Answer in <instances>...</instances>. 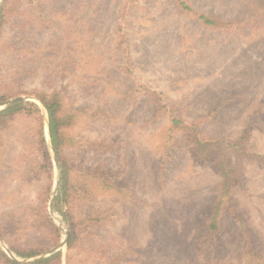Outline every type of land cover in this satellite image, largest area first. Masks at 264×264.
<instances>
[{"label":"rangeland","instance_id":"rangeland-1","mask_svg":"<svg viewBox=\"0 0 264 264\" xmlns=\"http://www.w3.org/2000/svg\"><path fill=\"white\" fill-rule=\"evenodd\" d=\"M189 2L231 25L207 26L176 0L13 6L0 31V92L12 93L8 101L61 91L79 113L64 154L90 189L54 209L59 159L41 105L25 100L41 110L52 167L35 164L31 117L0 126V248L10 257L5 248L19 255L6 240L45 253L67 237L53 264H245L250 241L262 261L248 264H264V0ZM175 114L210 145L183 128L171 133ZM220 194L221 227L207 236ZM46 213L57 234L37 229Z\"/></svg>","mask_w":264,"mask_h":264},{"label":"trees","instance_id":"trees-1","mask_svg":"<svg viewBox=\"0 0 264 264\" xmlns=\"http://www.w3.org/2000/svg\"><path fill=\"white\" fill-rule=\"evenodd\" d=\"M17 1L20 0H4L3 4L0 7V31L4 28V25L8 22L10 15L14 10L13 6L16 4ZM178 5L181 9L186 13L194 14L198 20H200L203 24L211 27H226L231 25V22H228L221 17L211 15L202 11L197 10L194 8L189 0H176ZM35 96H37L46 106L49 115V122H50V131L51 137L53 140V144L59 159V167L61 170V180L58 186V192L54 199V209L58 210L60 213H63V207L65 205H71V203L83 201L86 199L85 197L89 193V186L86 184L85 180H80L79 176L75 175L76 170L73 168L71 162L69 161L68 157L64 154V148L66 146V142H74V136L70 135L67 132L68 128L73 127L78 118V112L75 109H70L66 107L64 103V98L59 90H53L52 92H44L35 90L31 92ZM12 96V93L3 90L0 92V102L9 99ZM26 115L27 117H31L34 120L35 125L37 124V128H35V132H37V151L40 157V161L36 162L35 164L41 166L42 169L48 170L50 173V169L52 167V161L50 157L49 148L46 142L45 134H44V125H43V116L41 113L40 108L38 105L33 101H22L15 103L5 109L0 110V126L9 125L14 118ZM172 128L170 131L176 130L177 128H183L187 130V133L191 135L192 140L197 142L198 144L202 145H210L209 143L203 142L199 140L198 136V126L194 124L193 126L189 127L184 123L180 116L177 114L172 116L171 119ZM170 133V134H171ZM186 133V134H187ZM91 174H95L98 176L100 173L90 172ZM227 173V172H226ZM102 180L103 186L109 185V178L104 177L103 175L100 176ZM110 180V179H109ZM112 183V182H111ZM231 188V179L229 174L226 176V179L223 181L222 184V192L221 193H228ZM222 196L223 194L219 195L215 206L212 208L210 213V217L207 221V229L206 232L208 235H212L215 230L220 229L221 227V212H222ZM243 231L245 232V228L243 222H240ZM36 224L39 226L37 229L41 227H47V229L51 230L55 234L59 232V227L54 223L53 219L48 215V213L41 215L39 222L37 221ZM211 233V234H210ZM0 236L2 238L3 234L0 232ZM10 249H12L17 255L21 257H30L36 254L42 253L45 249L44 245L36 243L34 241L25 242L23 246L16 245L14 242L6 240ZM76 243L75 234L72 233L69 237L67 247L68 249L73 248ZM246 251L243 256L246 255L244 260L245 264L250 263L251 261L260 262L262 258L259 252H256L253 249L250 241L246 243ZM69 260L71 257L69 256ZM62 258V251L59 250L49 256H45L39 259H35L28 262H20L16 259L10 257L2 248H0V264H53L54 262H60ZM261 263V262H260Z\"/></svg>","mask_w":264,"mask_h":264},{"label":"water","instance_id":"water-1","mask_svg":"<svg viewBox=\"0 0 264 264\" xmlns=\"http://www.w3.org/2000/svg\"><path fill=\"white\" fill-rule=\"evenodd\" d=\"M25 100H34V101L38 102L41 105L42 110H43V114H44V119H45V128H46V133H47V141H48V144H49L50 149L52 151V155L54 157V160L58 164V159H57L55 147H54L53 140H52V137H51L48 110H47L45 104L39 98H37L35 96H18V97H15L13 99H10L8 101L0 102V110L1 109H5V108H7V107H9V106H11V105H13L15 103L22 102V101H25ZM59 180H60V177L58 178V180L56 182V185L59 184ZM66 242H67V237L59 245L55 246L54 248H52L48 252L37 254V255H34V256H30V257H19V256H16L9 249H7L5 247L4 248L6 249V251L8 253L12 254L13 257L17 261L28 262V261H32V260H35V259H39V258L51 255L52 253L58 251L60 247H62L64 244H66Z\"/></svg>","mask_w":264,"mask_h":264}]
</instances>
